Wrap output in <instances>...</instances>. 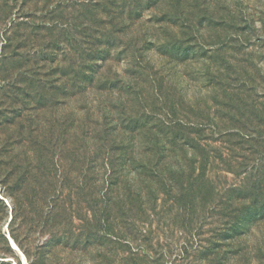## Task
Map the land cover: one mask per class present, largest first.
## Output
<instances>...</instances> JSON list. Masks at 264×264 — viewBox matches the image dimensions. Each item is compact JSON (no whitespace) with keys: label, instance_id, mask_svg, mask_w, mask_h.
Returning a JSON list of instances; mask_svg holds the SVG:
<instances>
[{"label":"rangeland","instance_id":"rangeland-1","mask_svg":"<svg viewBox=\"0 0 264 264\" xmlns=\"http://www.w3.org/2000/svg\"><path fill=\"white\" fill-rule=\"evenodd\" d=\"M219 81L231 95L251 91L241 113L227 99L215 104ZM138 116L264 129V0H0V264H30L60 195L69 228L93 237L74 251L52 245L42 264L208 263L200 247L213 214L201 238L177 210L152 226L98 221L109 155L96 148L103 139L130 144ZM253 218L242 217L232 245L241 257L226 264H259L264 220L249 225Z\"/></svg>","mask_w":264,"mask_h":264},{"label":"trees","instance_id":"trees-1","mask_svg":"<svg viewBox=\"0 0 264 264\" xmlns=\"http://www.w3.org/2000/svg\"><path fill=\"white\" fill-rule=\"evenodd\" d=\"M218 85L224 94L214 97L215 104L222 105L221 101L227 99L226 107H235L237 113H241L245 109L243 104L252 97L251 91L242 85L244 88L238 87L236 94L231 95L222 81ZM131 120L130 144L122 141L106 146L103 139L96 148L100 156L103 152L109 155L102 160L109 170L106 177L109 197L104 195L102 200L97 199L100 205L98 221L108 226L117 223V228L127 225L129 220L130 225L140 222L152 226L156 214L159 217L164 211L177 210V218L183 216L186 221L192 220L195 227L197 225L196 231L201 238L203 225L213 214L216 226L210 230L205 245L200 247L206 250L203 259L207 264H226L235 254L241 257L240 251L232 245L241 237L238 230L242 217L245 214L254 217L249 225L264 220V129L241 125L216 130L204 122L163 121L159 125L151 120L149 124L146 116L131 117ZM137 135L141 140L134 139ZM258 155L261 156L254 159ZM253 159L255 163L249 169ZM128 165L130 178L128 174L122 175ZM222 172L232 173L236 180L229 185L227 181L221 183ZM47 195L39 193V200H46ZM61 196H58L60 203L51 208L48 222L39 225L49 230V238L38 247L30 264L44 263L52 245L55 249L63 243L74 251L93 237L91 228H69ZM88 204L91 206L90 202ZM149 230L151 232L152 227ZM98 231L95 236L100 235ZM103 234L119 237L115 229ZM257 254L259 264H264V247H257Z\"/></svg>","mask_w":264,"mask_h":264}]
</instances>
